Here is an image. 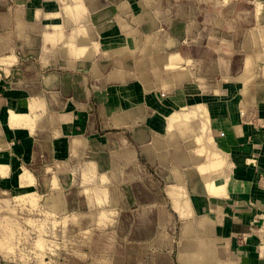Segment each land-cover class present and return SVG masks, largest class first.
I'll return each mask as SVG.
<instances>
[{
    "label": "crops",
    "instance_id": "0c3cea01",
    "mask_svg": "<svg viewBox=\"0 0 264 264\" xmlns=\"http://www.w3.org/2000/svg\"><path fill=\"white\" fill-rule=\"evenodd\" d=\"M165 9L160 0H0L7 33L0 53L6 59L0 61V166L6 167L0 178L11 177L12 163L53 170L87 164L88 155L98 154L99 170L118 171L112 185L137 187V224H154L170 237L153 264H264V89L250 97V83L231 79L218 93L195 82L146 91L134 67L113 75L118 58L107 52L117 46L126 48L120 58L127 62L148 37L181 43L193 30L195 22L170 20ZM85 29L90 36L77 33ZM189 50L196 56L199 48ZM233 62L224 60L222 71ZM196 103L208 110V130L199 139V120L191 118L175 148L168 118ZM9 109L27 110L31 123L10 125ZM213 150L224 158L223 172L206 178L198 167ZM104 153L111 161L101 162ZM176 170L181 196L171 193ZM211 180L224 186L220 193L204 188Z\"/></svg>",
    "mask_w": 264,
    "mask_h": 264
},
{
    "label": "rangeland",
    "instance_id": "374dc122",
    "mask_svg": "<svg viewBox=\"0 0 264 264\" xmlns=\"http://www.w3.org/2000/svg\"><path fill=\"white\" fill-rule=\"evenodd\" d=\"M160 3L170 20L195 22L193 30L187 32L181 43L171 37L166 41L160 40L164 37L158 41L148 37L138 47L136 44L130 53L132 60L127 62L120 58L126 48L117 46L107 52L118 58L114 77H122L130 66L146 91L187 84L186 87L193 88L194 84L190 83L195 82L204 91L218 93L219 85L231 79L250 83V97L264 89V0H160ZM68 5L66 2L65 6ZM99 12L100 18L103 11ZM251 19L257 20V24L251 25L248 22ZM77 33L91 35L89 29ZM5 39L7 33L0 26V53L2 45H6ZM11 39L8 33V40ZM241 45L247 50L242 55ZM196 46L199 51L195 56V51L190 52L189 48ZM190 53L192 57L188 56ZM42 59L47 62L46 55ZM54 60L55 57L51 59ZM224 60H234L231 72L222 71ZM0 61L6 63L4 58ZM175 62H179V67L172 65ZM219 71L220 75L207 76ZM8 113L10 125L31 123L27 110L9 109ZM207 113L202 103L171 112L167 125L174 130L170 140L175 148L177 134L183 135L185 122L191 127V118L199 120L194 129L203 140L208 130ZM139 114L138 107L135 115ZM140 137L143 138L141 133ZM190 142L184 141L183 145ZM3 144L0 138V145ZM160 144L158 139L154 141V145ZM202 145L209 148L208 141ZM101 157V162L111 161L107 153ZM203 162L198 167L201 175L212 178L223 172L224 158L217 151L208 152ZM30 167L32 170L18 169L12 163V178H0V264H153L166 252L160 245L170 239L168 235H161L154 224H137L139 219L133 205L137 187L112 185L118 179V171L99 170L98 154L88 155L87 164L74 163L53 170ZM5 169L0 166V172L5 173ZM174 173L182 178L180 171ZM137 174L141 175V171ZM182 188L185 189L180 181L171 193L181 196ZM182 196L187 198L185 194Z\"/></svg>",
    "mask_w": 264,
    "mask_h": 264
},
{
    "label": "bare ground",
    "instance_id": "6f19581e",
    "mask_svg": "<svg viewBox=\"0 0 264 264\" xmlns=\"http://www.w3.org/2000/svg\"><path fill=\"white\" fill-rule=\"evenodd\" d=\"M100 13V12H99ZM168 45V44H167ZM174 57H176V56H174ZM179 64V62H175V63H173L172 65H178ZM178 67H179V65H178ZM177 68V67H176ZM179 69V68H178ZM199 106V105H198ZM169 119V118H168ZM171 122V121H170ZM176 122V121H175ZM174 122V123H175ZM177 122H178V119H177ZM180 122H182V121H180ZM184 122V121H183ZM169 123V122H168ZM179 124V123H178ZM181 124V123H180ZM175 125L177 126V124L175 123ZM179 126V125H178ZM180 128V127H179ZM181 130V129H180ZM184 130V129H183ZM182 134V133H181ZM173 143V142H172ZM211 154V153H210ZM215 155V154H214ZM214 157V156H213ZM213 157H212V159H211V161H213ZM214 159H216V158H214ZM217 160V159H216ZM214 162V161H213ZM213 162H212V164H213ZM216 163V162H215ZM217 163H218V161H217ZM217 163H216V165H217ZM205 164V163H204ZM204 164H203V166H204ZM206 164H208V163H206ZM211 164V163H210ZM215 165V164H214ZM219 165V164H218ZM202 166V167H203ZM206 166V165H205ZM200 167H201V165H200ZM204 168V167H203ZM202 168V170H204ZM201 169V168H200ZM215 172V171H214ZM217 173V172H216ZM220 174V173H219ZM174 176V175H173ZM172 176V177H173ZM175 176H176V178H177V181H178V183L181 181V178H180V176L179 175H177V174H175ZM213 176V175H212ZM217 176H219V175H215V176H213V177H217ZM205 177H207V175L205 176ZM175 178V177H174ZM207 178H209V177H207ZM176 181V180H175ZM176 181V182H177ZM205 186H207V187H204V188H206V190L208 189V190H211V191H214V193L216 192V193H220L221 191H222V189H223V185L222 184H220V185H218V184H214L213 182H212V180L211 181H209L208 182V184H205ZM197 188V187H196ZM195 188V189H196ZM199 188V187H198ZM197 188V189H198ZM207 190V191H208ZM223 191H225L226 192V190H223ZM209 192V191H208ZM212 194V193H211Z\"/></svg>",
    "mask_w": 264,
    "mask_h": 264
}]
</instances>
